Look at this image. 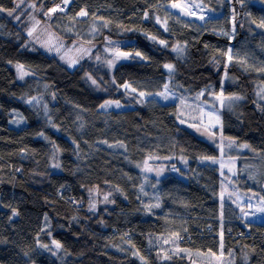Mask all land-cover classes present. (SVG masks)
Listing matches in <instances>:
<instances>
[{
  "label": "trees",
  "instance_id": "obj_1",
  "mask_svg": "<svg viewBox=\"0 0 264 264\" xmlns=\"http://www.w3.org/2000/svg\"><path fill=\"white\" fill-rule=\"evenodd\" d=\"M37 1L46 20L42 13L62 0ZM70 1L52 13L53 29L69 43L96 45L73 69L29 42L24 15L0 12V264H192L199 259L193 252L218 250L219 235L236 251V264H264V224L247 222L222 199L215 160L223 143L217 134L248 144L256 154L238 157L246 178L237 185L264 198V71L228 59L231 49L250 53L252 65L264 60V0H204L213 9L222 2L232 37L164 20L159 3L170 0ZM0 7L12 9L15 0ZM16 65L29 72L23 80ZM167 76L178 92L223 87L243 99L221 110L212 135L180 122L172 103L100 110L107 100L133 101L124 84L158 92ZM14 111L22 127L10 125ZM180 156L188 160L183 178L136 166L149 157L178 163ZM168 232H181L190 256L169 252L165 259L150 247L151 237Z\"/></svg>",
  "mask_w": 264,
  "mask_h": 264
},
{
  "label": "rangeland",
  "instance_id": "obj_2",
  "mask_svg": "<svg viewBox=\"0 0 264 264\" xmlns=\"http://www.w3.org/2000/svg\"><path fill=\"white\" fill-rule=\"evenodd\" d=\"M20 0H15V6L19 3ZM69 3L64 5L63 0L58 2L62 8H68ZM160 5V13L162 14V18L164 20H173L182 24H189L197 27L198 29L208 28L217 33L223 34L227 33L230 37L233 36L229 27L225 24L226 19L223 17V8L221 7L223 4L221 1L217 2V9L210 8L204 0H170L163 3H159ZM173 4H179L181 8L172 7ZM34 5V7H32ZM56 5V7H57ZM192 5H200L201 7L195 8ZM52 7V8H56ZM184 7H187L188 12L194 13L193 15H188L183 10ZM220 7V8H218ZM15 8V7H14ZM12 8V9H14ZM50 8V9H52ZM5 9V8H4ZM7 9V10H12ZM43 11V7L38 4L37 0H23L20 8L14 12L16 16H25L26 26H27V34L30 28H34L33 36H29V42L42 51L49 55H53L58 58L59 61L66 64L69 68L73 69L77 66L79 62L82 60L91 57L92 52L95 50V44H89L88 41L85 40H75L73 42H67L60 34H58L52 27L49 18H51L52 13H49V9L46 11L48 15L45 13L42 15L46 20H42L38 17V13ZM84 11H86L84 9ZM87 12V11H86ZM3 13L7 14V11ZM13 14V15H14ZM9 16V15H8ZM203 16V19L200 17ZM144 18L145 17L144 14ZM39 21L37 24L36 22ZM160 22V19H158ZM112 44H116L117 41H111ZM232 48V47H230ZM229 55L235 60H239L241 62H245V64L256 67L260 69H264V60L258 59V64L250 62V53L248 55H238L229 52ZM18 78L23 80L29 72L22 68V66L16 65ZM169 70V69H168ZM173 70V69H172ZM171 70V71H172ZM170 71V70H169ZM127 85V87H126ZM167 85V88H165ZM122 89L125 90L133 99L129 104H124L118 100H107V101H118L120 107H116L115 104L110 105L107 108H101L103 111L110 110H122L125 108L133 107L136 104H148L150 101L160 102V103H172L178 106V113L176 117L178 120L185 124L195 125L197 126L199 131H203L207 133V135H212V133L220 128L221 122V110L223 108H233L240 100L229 101L227 99L223 100V104H221V100L217 99V96L223 91V87L216 89L215 87H211L210 90L201 89L200 91L189 94L178 92L172 86V77L167 76L165 84L162 90L158 92H144L136 90L130 84H124ZM135 90V91H133ZM143 92L146 95L140 96V93ZM203 92V95L200 93ZM159 93H164L165 95H169L168 99H164L162 95H158ZM151 94V95H148ZM224 97H229L233 95H227L223 92ZM239 96V95H238ZM198 97V98H197ZM241 97V96H240ZM261 97L264 99V85L261 87ZM183 101V102H182ZM211 113V116H209ZM217 117L218 122H217ZM24 117L17 111L12 112V119L10 120V125L14 127H22L25 125ZM212 125H216L212 127ZM218 139L223 142L221 143V147L219 142L217 143L219 147V156L216 157L217 164L220 163L219 173L222 176V199L232 201L235 207L240 211V215L247 222L252 223H261L264 224V212L256 211L260 207H264V199H262V195L251 189H239L237 182H244L243 171L241 170V177L239 176V162L238 157L244 152H249L251 154H256L248 144L246 143H235L233 140H229L228 142L224 141L223 137L217 134ZM123 144H109L108 146L113 149L124 150ZM247 145V147H245ZM254 158V157H253ZM173 158H154L149 157L146 161L142 163L136 164L138 169L145 171L148 175H152L155 177H163L167 173L176 174L178 177L183 178L182 171L187 167L188 160L180 156L178 159V163L171 162ZM166 160V161H165ZM151 169V170H148ZM255 173L258 174L257 170H254ZM249 185H252L250 180H247ZM264 185V181H262ZM251 204V207H249ZM241 208L244 209V212L249 213L248 215H244L241 212ZM252 213H255L254 215ZM44 229L48 228L47 220H45ZM181 233V232H180ZM179 233V234H180ZM176 232H168L161 233L159 235L153 236L150 238L149 245L151 248H154L156 251L160 252V256L162 258L167 259L169 252L183 253L190 256L191 252L189 249H182V246L179 244V236ZM181 235V234H180ZM56 246V244H54ZM60 251V248H55V254ZM193 254L198 257L192 258V264H236L238 259L235 254L236 251L230 248H226L225 241L222 235H219V247L216 252L213 251H198L193 252ZM248 259V256H247Z\"/></svg>",
  "mask_w": 264,
  "mask_h": 264
},
{
  "label": "snow or ice",
  "instance_id": "obj_3",
  "mask_svg": "<svg viewBox=\"0 0 264 264\" xmlns=\"http://www.w3.org/2000/svg\"><path fill=\"white\" fill-rule=\"evenodd\" d=\"M22 3H23V0H20V2L17 3L16 6H15V8L12 9V10H7V9H4V8L0 7V12L7 11V14H8L9 16H13L14 12H16V10L20 8V6H21ZM63 3H64V5H67V4L69 3V0H63ZM32 7H34V5H32ZM172 7H174V8H181L182 6L179 5V4H173ZM192 7L199 8V7H201V6H200V5H192ZM58 9H59L60 11H64V8H62V7H60L59 5H57L56 8L49 9V13L56 12ZM183 10H184V11L186 12V14H188V15H193V14H194V13H192V12H188V11H187V7H184ZM87 14H88V13H87L86 11H84V10H81V12L78 13L79 16H86ZM45 15H48V13H45ZM147 15H148V14H147V12H146V13H145V17H147ZM15 18H16L17 20L20 19L19 16H16ZM203 18H204L203 16L200 17V19H203ZM36 23L38 24L39 21H37ZM259 26L262 27V28H264V21H261V23H260ZM33 32H34V28H30V29L28 30V35H29L30 37L33 36ZM224 34L227 35V33H224ZM153 39H155V38L153 37ZM160 43H161L162 45L167 46V43H166L165 41H160ZM174 50H175L178 54H180V53H183L184 48H183L182 46H180V45H176V46L174 47ZM229 52H231V49H229ZM121 55L127 56V55H129V54H127V53H123V54H121ZM136 55L139 56V55H141V54H140V53H136ZM228 59H229V61H231L233 58H232L231 55H229V56H228ZM109 63H111V61H109ZM164 67L170 70V74H171V70L174 68V66L171 65V64H166V65H164ZM259 71H264V69H259ZM93 83H94V84L96 83L95 80H93ZM126 87H127V85H126ZM165 88H167V85H165ZM133 91H135V90H133ZM144 95H146V94L143 93V92L140 93V96H144ZM148 95H151V94H148ZM158 95H162L164 99H168V98H169V95H165L164 93H159ZM200 95H203V92H201ZM197 98H198V97H197ZM33 99H35V98H33ZM217 99H220V100H221V104H223V100H224V99H227V100H229V101H235V100H240V99H242V97H240V96H238V95H233V96H229V97H224V95H223V91H221L220 94L217 96ZM30 102H31V101H30ZM182 102H183V101H182ZM112 104H115L116 107H120V104H119L118 101H105L103 104L100 105V107H101V108H107V107H109V106L112 105ZM209 116H211V113H209ZM218 119H219V118L217 117V122H218ZM215 126H216V125H212V127H215ZM122 146H123V145H121V147H122ZM245 147H247V145H245ZM204 159L212 160V159H214V158H212V157H205ZM57 167H59V165H57ZM148 170H151V169H148ZM141 190H143V189H141ZM105 199H107V197H105ZM262 199H264V198H262ZM92 207L94 208L95 205H93ZM154 207H159V205H158V204H157V205H154ZM249 207H251V204H249ZM256 211H258V212H264V207H260V208H258ZM241 212L244 213V215H248V214H249V213H247V212H244V209H243V208H241ZM13 214H15V211H14ZM252 214L254 215L255 213H252ZM53 243L56 244V247H57V248H60V247H61V245H60V243H59L58 241H54ZM41 246H42V247H45V248L47 247V245H41Z\"/></svg>",
  "mask_w": 264,
  "mask_h": 264
}]
</instances>
